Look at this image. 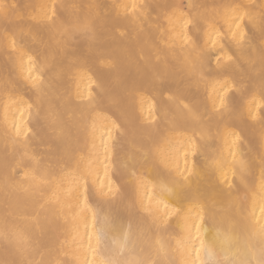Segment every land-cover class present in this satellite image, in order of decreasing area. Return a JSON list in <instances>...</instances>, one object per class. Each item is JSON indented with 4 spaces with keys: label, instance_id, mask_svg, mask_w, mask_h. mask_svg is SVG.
<instances>
[{
    "label": "bare ground",
    "instance_id": "1",
    "mask_svg": "<svg viewBox=\"0 0 264 264\" xmlns=\"http://www.w3.org/2000/svg\"><path fill=\"white\" fill-rule=\"evenodd\" d=\"M0 4V264H102L129 226L140 237L137 252L192 264L201 240L208 260L218 231L243 242L264 223V35L248 22L264 0ZM54 6L58 26L87 24L95 39L61 36L42 19ZM193 18L198 27L186 28ZM239 31L242 46L233 38ZM185 33L202 53V75L184 66ZM225 86L238 115L221 120ZM206 127L211 135L201 139ZM191 168L198 174L185 198L172 182Z\"/></svg>",
    "mask_w": 264,
    "mask_h": 264
},
{
    "label": "snow or ice",
    "instance_id": "2",
    "mask_svg": "<svg viewBox=\"0 0 264 264\" xmlns=\"http://www.w3.org/2000/svg\"><path fill=\"white\" fill-rule=\"evenodd\" d=\"M137 6L134 4L133 8ZM0 14H7V9L4 5L0 4ZM244 15H238L233 18L232 23H236L237 29L240 28V24L237 20H244ZM49 22V26L58 27L60 30L61 36L71 35L74 32H81L85 35H88L90 40H94V34L91 33L90 28L87 24H78V25H70V26H58L56 19L55 6L52 15H48L45 13L44 17ZM248 22L253 24L254 26H259L262 35H264V11H261L258 17L253 16L251 14L248 15ZM188 23H191L192 28H197L198 24L196 20L193 18L191 21L186 22V28ZM191 31V29H188ZM239 36V40H237V44L242 46L241 42L245 41V34L243 31H239L238 33L233 34V38L235 39ZM213 44L216 41L213 39ZM182 51L186 52L184 57V66L193 77L197 75H202L203 72V59L202 53L199 50V47L194 39H190L187 33L184 34L183 39V47ZM143 58V57H141ZM159 59V56L157 57ZM225 60H231V57H224ZM31 60V57H29ZM218 67L220 66V58H217ZM227 67V66H225ZM31 71V69H30ZM33 81L34 86L37 89H41L43 87L44 82L39 80L37 77H30ZM228 88L224 87V94L219 98V105L216 108L215 115L220 117L221 120L225 117V115H229L232 117H236L238 113L236 112L234 106L231 102V97L228 96ZM91 97V93L89 94ZM169 99H173L172 96H169ZM88 103L91 104L92 100L89 99ZM184 108L187 109L188 114L191 119L199 122L201 117L198 112L194 111L187 104L184 105ZM251 115V113H250ZM255 118V117H253ZM6 119V118H5ZM261 122L264 123V113L261 114ZM15 128V137H19L21 134V128L18 124L13 125ZM11 128L6 127L5 134L6 136H11ZM27 135V133H25ZM211 135V128L206 127L202 128L200 131L201 139H204ZM112 138L111 130L108 133V139ZM15 141V138H13ZM237 140L240 139L239 136L236 137ZM105 149L107 150L108 141H104ZM236 141H233L235 144ZM147 147V146H145ZM193 154H196V143L192 144ZM151 155V148L147 147L146 156ZM233 157H235L236 153L232 152ZM163 163V161H161ZM107 167V166H106ZM243 168V166H242ZM190 175L184 176L183 180L174 179L173 185L175 189H179V195L187 198L191 196L192 193L190 191L189 185L191 181V177L197 175L198 172L195 168H191L188 170ZM86 179V177H85ZM262 179H264V173H262ZM111 183V181L109 182ZM165 191L169 193H174V188H169L166 185H161ZM111 192L112 189L109 188ZM262 191H264V184H262ZM167 207V205H165ZM261 212L264 213V208L261 209ZM203 219V217H202ZM105 224L111 225V221L108 217H105ZM200 226L197 225V233L199 234ZM217 242L219 247L216 248L214 246H207V255L208 260L203 258V252L206 249V245L204 240L200 241V247L196 248L193 245V248L196 252V260L192 261V264H264V223H258L257 226H254L251 232L248 234L246 238L241 242V238L239 235L235 234L231 229L222 230L217 232ZM100 242V237H97V243ZM160 244L158 249L159 252L165 251L164 245ZM140 244V237L133 233L131 226L122 233V237L113 240V246L111 248L110 254L102 261V264H159V261H153L150 256L142 255L140 252H137V247ZM178 244L183 247V242H178ZM93 253H95L96 249H92ZM144 251V249H142ZM86 264H95L94 261H87Z\"/></svg>",
    "mask_w": 264,
    "mask_h": 264
},
{
    "label": "rangeland",
    "instance_id": "3",
    "mask_svg": "<svg viewBox=\"0 0 264 264\" xmlns=\"http://www.w3.org/2000/svg\"><path fill=\"white\" fill-rule=\"evenodd\" d=\"M137 233H139V234L141 233L140 235L143 234L142 237H146V238L151 234V232H150V234H149V232H147V231H146L145 233H144V231H143V232L137 231Z\"/></svg>",
    "mask_w": 264,
    "mask_h": 264
}]
</instances>
